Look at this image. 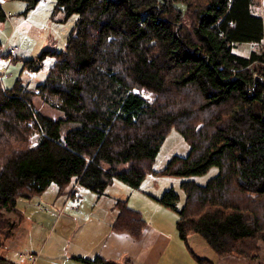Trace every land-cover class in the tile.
Listing matches in <instances>:
<instances>
[{
	"label": "trees",
	"instance_id": "obj_1",
	"mask_svg": "<svg viewBox=\"0 0 264 264\" xmlns=\"http://www.w3.org/2000/svg\"><path fill=\"white\" fill-rule=\"evenodd\" d=\"M27 1L28 9L37 0ZM259 3L57 0V9L76 17L65 49L22 65L37 73L51 58L43 82L30 90L20 79L10 87L0 80V249L23 219L19 198L52 185L56 198H66L76 184L101 197L114 181L139 189L153 175L181 179L180 207L172 188L156 200L176 214L180 241L198 233L214 252L216 259L196 257V264L256 259L264 242V55L233 50L264 38L262 18L252 14ZM34 96L54 117L35 108ZM172 130L189 150L156 171ZM213 167L205 184L189 179ZM114 208L112 229L138 239L141 213L125 200ZM16 213L18 223L8 216ZM0 264L17 263L0 254Z\"/></svg>",
	"mask_w": 264,
	"mask_h": 264
},
{
	"label": "crops",
	"instance_id": "obj_2",
	"mask_svg": "<svg viewBox=\"0 0 264 264\" xmlns=\"http://www.w3.org/2000/svg\"><path fill=\"white\" fill-rule=\"evenodd\" d=\"M252 14L262 18L264 27V0H260ZM162 193L107 192V195L97 197L92 192H80L81 201L74 210L64 205V196L48 200L49 206L40 208L38 205L33 209L28 205L25 218L14 228L11 239H7L6 248L20 243V248L28 249L26 255L19 257L21 260L17 264H86L76 259L77 256L99 257L112 264H196V253L191 252L188 244L185 246L177 236L173 211L156 200ZM105 198L108 204L102 205L100 201ZM132 198L135 201L130 203ZM117 200H125L145 219L144 231L138 239L112 229L117 215L114 208ZM183 200L178 203L179 207ZM8 216L11 217L10 214ZM59 223L61 226L56 232ZM28 254L37 255L34 263L25 257ZM211 257L209 254L205 258ZM216 264H264V242L260 243L259 256L254 260L225 256Z\"/></svg>",
	"mask_w": 264,
	"mask_h": 264
},
{
	"label": "rangeland",
	"instance_id": "obj_3",
	"mask_svg": "<svg viewBox=\"0 0 264 264\" xmlns=\"http://www.w3.org/2000/svg\"><path fill=\"white\" fill-rule=\"evenodd\" d=\"M28 3L27 0H0V6L6 14V20L0 22V42L3 47H17L21 51L17 57H10L7 63L0 64V80L6 87H10L17 79H20L22 85L33 90L37 84L43 82L45 79L47 69L52 64V59H46L41 69L37 71L35 77L32 78H29L25 73V69L23 70V61L27 58H36L44 50H64L67 37L73 30L76 17L73 15L67 17L63 10L57 9V0H37L34 5L27 9ZM233 51L237 54H248L250 46L247 43H241L238 44ZM33 101L35 108L42 114L49 117H54L56 114L55 110L46 105H42L38 96H34ZM188 150L189 145L184 141L182 136L177 131L172 130L160 149L154 164V169L160 171L165 167L172 156H185ZM216 174L217 169L213 167L206 175L194 176L189 179L203 185ZM147 177L148 178L144 180L139 189H131L118 181H114V184L107 189V192H164L172 188L179 193L181 197L179 204H181L184 198V194L179 188L181 179L153 175ZM55 192H57L56 187L52 185L46 190V193L32 200L19 198L17 201V210L20 215L25 218V209L28 205L33 209L37 208L38 205H40V208L49 206L51 203L48 200L55 197ZM80 192L90 191L80 189ZM134 201L135 199L132 198L130 203ZM100 202L102 205L108 204L107 198ZM67 211L68 210H66V212ZM19 213L14 215L10 214L11 219H14L17 223L20 219V217L18 219ZM171 214H174L176 217L175 213L172 212ZM49 221H51V219ZM50 224L53 226L54 222H50ZM60 226L61 224L59 223L56 232L59 231ZM12 234L13 231L10 237ZM6 243L7 241H5V244ZM19 244L20 243H18L17 246L15 245L7 248L5 246L1 248L0 254L15 262H19L21 259H19L18 253L26 255L28 251L26 247L20 248ZM186 244H188L191 252L194 251L196 253V257L198 258L209 256V254L210 257L214 256L212 249L198 233L190 234L187 238V243L184 245L186 246ZM212 257L208 259L212 260Z\"/></svg>",
	"mask_w": 264,
	"mask_h": 264
},
{
	"label": "built area",
	"instance_id": "obj_4",
	"mask_svg": "<svg viewBox=\"0 0 264 264\" xmlns=\"http://www.w3.org/2000/svg\"><path fill=\"white\" fill-rule=\"evenodd\" d=\"M250 50L254 52L257 56L264 55V38L257 42L250 45ZM20 49L17 47H3L0 50V64L5 63V61H8L10 57H17L20 53ZM25 73L29 76V78L35 77L36 73L33 71H30L28 69H25ZM255 75V73H253ZM135 93H137L141 98L144 100L150 101V96L145 93L144 91H138L134 90ZM81 194L79 190L78 184L74 185L71 189L70 193L65 198L64 205H67L71 209H77L78 205L81 201ZM24 255L20 254L19 257H23ZM30 262L34 263L37 259L36 254H28L25 256Z\"/></svg>",
	"mask_w": 264,
	"mask_h": 264
}]
</instances>
